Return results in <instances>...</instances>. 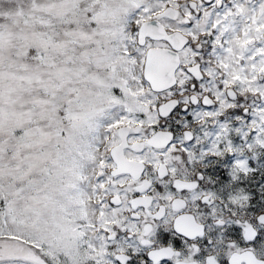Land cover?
Segmentation results:
<instances>
[{"label":"snow or ice","instance_id":"snow-or-ice-1","mask_svg":"<svg viewBox=\"0 0 264 264\" xmlns=\"http://www.w3.org/2000/svg\"><path fill=\"white\" fill-rule=\"evenodd\" d=\"M0 264H264V0H0Z\"/></svg>","mask_w":264,"mask_h":264}]
</instances>
